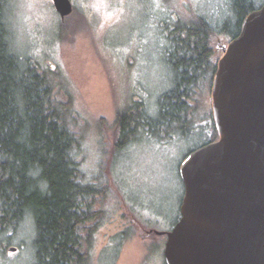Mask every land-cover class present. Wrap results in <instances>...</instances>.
I'll list each match as a JSON object with an SVG mask.
<instances>
[{"label": "rangeland", "instance_id": "1", "mask_svg": "<svg viewBox=\"0 0 264 264\" xmlns=\"http://www.w3.org/2000/svg\"><path fill=\"white\" fill-rule=\"evenodd\" d=\"M6 1L13 50L55 73L57 94L72 102L83 125L88 175L94 181L103 175L110 185V198L97 205L107 218L95 221L93 264H166L167 238L157 233L172 231L181 216V165L219 137L209 135L215 130L211 80L202 82L193 119L166 133L139 135L113 160L115 120L134 101L155 111L172 86L164 24L202 16L235 32L238 18L228 0H71L74 12L65 20L52 0ZM232 40L225 33L212 38L218 61L220 46ZM34 240L27 220L13 242L0 249V264H33Z\"/></svg>", "mask_w": 264, "mask_h": 264}, {"label": "trees", "instance_id": "2", "mask_svg": "<svg viewBox=\"0 0 264 264\" xmlns=\"http://www.w3.org/2000/svg\"><path fill=\"white\" fill-rule=\"evenodd\" d=\"M227 2L238 18L235 32L202 16L164 24L172 86L155 111L140 100L118 113L113 160L139 135L166 133L192 119L202 82L218 69L212 38L218 33L236 38L245 18L264 4ZM6 8L7 1L0 0V249L29 220L33 264H93L95 221L107 218L97 205L110 198V185L103 175L95 181L88 175L83 125L72 102L57 94L55 73L13 50Z\"/></svg>", "mask_w": 264, "mask_h": 264}, {"label": "water", "instance_id": "3", "mask_svg": "<svg viewBox=\"0 0 264 264\" xmlns=\"http://www.w3.org/2000/svg\"><path fill=\"white\" fill-rule=\"evenodd\" d=\"M52 1L62 20L73 14L71 0ZM212 97L219 139L181 165V217L157 233L165 263L264 264V4L224 49Z\"/></svg>", "mask_w": 264, "mask_h": 264}, {"label": "flooded vegetation", "instance_id": "4", "mask_svg": "<svg viewBox=\"0 0 264 264\" xmlns=\"http://www.w3.org/2000/svg\"><path fill=\"white\" fill-rule=\"evenodd\" d=\"M229 44V43H228ZM228 44H224V45H221L220 46V48H221V50H222V57H223V55H224V49L226 48V46L228 45ZM221 57V58H222ZM220 58V59H221ZM220 61V60H219ZM219 61L217 60V63H219ZM218 67V66H217ZM216 74V73H215ZM215 74L213 75V78L211 79V85H210V87H212V92H213V83H214V77H215ZM194 103H192L191 104V106L194 108ZM212 109H213V97H212ZM192 119H193V115H192V117H191ZM210 123H211V125H212V127H213V129H215L214 131H213V133L211 134V132H210V134L209 135H211L212 137L216 134V132L218 133V131H217V129H216V125H214L215 124V121H214V116H213V112H212V116L210 117ZM210 125V124H209ZM218 136H219V134H218ZM212 143V142H211ZM167 238V237H166Z\"/></svg>", "mask_w": 264, "mask_h": 264}]
</instances>
